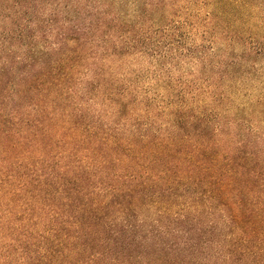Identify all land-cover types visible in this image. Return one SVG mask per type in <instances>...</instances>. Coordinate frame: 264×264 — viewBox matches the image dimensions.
I'll use <instances>...</instances> for the list:
<instances>
[{"label": "trees", "instance_id": "16d2710c", "mask_svg": "<svg viewBox=\"0 0 264 264\" xmlns=\"http://www.w3.org/2000/svg\"><path fill=\"white\" fill-rule=\"evenodd\" d=\"M163 1L0 0V264H264V97L198 111L120 71L151 19L153 56L183 43Z\"/></svg>", "mask_w": 264, "mask_h": 264}, {"label": "rangeland", "instance_id": "374dc122", "mask_svg": "<svg viewBox=\"0 0 264 264\" xmlns=\"http://www.w3.org/2000/svg\"><path fill=\"white\" fill-rule=\"evenodd\" d=\"M138 1L124 0L125 11L131 13ZM140 1L150 2V8L160 0ZM164 1L161 4L172 10L170 18L184 23L172 31L183 43L153 56L150 42L153 48L165 24L151 19L141 30L148 38L144 52L130 57L120 71L134 74L135 84L158 103L163 97L185 95L198 111L221 110L225 115L239 106L252 109L253 102L264 97V0H181L178 5H173L177 0ZM153 15L160 18L161 12L154 8ZM228 65L235 70L228 72ZM225 92L230 98L220 100ZM161 118L157 124L168 119Z\"/></svg>", "mask_w": 264, "mask_h": 264}]
</instances>
